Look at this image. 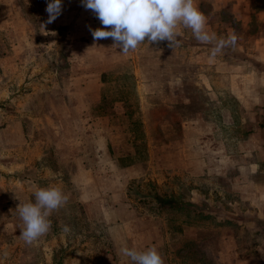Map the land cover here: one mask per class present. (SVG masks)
<instances>
[{"label":"crops","instance_id":"obj_1","mask_svg":"<svg viewBox=\"0 0 264 264\" xmlns=\"http://www.w3.org/2000/svg\"><path fill=\"white\" fill-rule=\"evenodd\" d=\"M47 4L43 3L37 17L44 28L49 27V36H46L49 38L43 40L46 48L26 54L35 64L31 73L49 70L57 77L49 80L51 85L47 88L50 90L41 98L40 104L48 106L46 113L27 116L32 121L47 122L41 128H32L30 136L41 132L44 135L45 126L51 138L45 146L54 145L53 150L59 157L66 156V134L70 136L66 122L93 119V140L88 146L90 156L88 161L84 158L87 166L78 162L67 179L79 197L75 196L73 202L85 201L90 218H93V201L103 195L105 200H125L128 195L121 186L129 179L146 175L149 165L156 181L162 184L167 177L170 183H177L178 175L187 172L198 177L196 181L201 184L218 185L225 168L232 167L239 173L244 168L250 169V174L244 177L245 185L264 189V0H197L199 10L206 17V31L218 39L232 33L238 37L235 45L223 48L215 58L211 57L215 42L198 41L192 30L183 25L178 26V44L173 48L167 40L145 41L124 54L113 45L112 38L94 40L92 30L103 25L81 0H62L61 14L51 24L46 23ZM147 56L152 57L153 62L147 64ZM66 89L75 90L69 93L70 102L76 104L73 112L66 108ZM55 90L56 97L50 95ZM77 105L84 106L86 111ZM130 105L139 106L137 112L131 111ZM151 105L155 106L154 114L147 113V106ZM103 106H106L104 110ZM158 109L163 113L161 116L157 114ZM17 116H14L16 120ZM115 120H120L121 126L118 122L114 125ZM95 121L106 123L104 126ZM129 121L137 126V133L133 134L124 125ZM73 132L76 142L77 129ZM227 135L232 136L229 148L222 140ZM135 136L142 138L138 140L137 150L126 140ZM116 137L122 138L121 146L115 144ZM26 145L25 149L17 142L10 160L5 161L13 173L16 171L21 176V180L14 182V192L31 194L40 187L60 185L62 168L58 165L52 171L45 164L44 150L38 160L41 171L34 175L32 166L37 165L34 159L39 155L34 142ZM126 148L127 153H118ZM128 152L137 153V157H129ZM98 153H108L111 160L99 162ZM227 161L232 164H226ZM94 168L102 171L93 174ZM87 170L90 172L86 173ZM234 175L232 183L242 185V181L235 180L236 173ZM3 183L0 182V187L6 189ZM66 190L63 191L66 193ZM256 191L257 188L246 192L252 196L251 200L264 204V193ZM207 197V194L191 192L184 206L190 208L193 204L189 203H200ZM127 206L118 208L122 216H126L122 233L116 238L118 246L143 251L155 245L159 249L164 242L161 218L158 215L138 217L136 211ZM109 212L112 215L110 209ZM112 223L111 229L116 231V220L106 222L107 227ZM190 228L185 224L178 231L186 235Z\"/></svg>","mask_w":264,"mask_h":264},{"label":"rangeland","instance_id":"obj_2","mask_svg":"<svg viewBox=\"0 0 264 264\" xmlns=\"http://www.w3.org/2000/svg\"><path fill=\"white\" fill-rule=\"evenodd\" d=\"M43 1L49 2V0H0V165L3 166L0 167V174L2 171L3 177L0 182L3 181L2 186L6 188L0 187V264H133L130 258L120 253L116 239L121 235L122 222L126 219L118 208H128L127 205L136 211L138 217L158 215L161 218L164 242L158 250L164 258V264H264V204L251 200L252 196L246 192L247 189L252 192L257 188L256 192L264 193V189H260L261 186L245 185L244 182L247 180L244 177L250 174V169L244 168L239 173V170H233L232 167L225 168L220 179L221 184L218 185L201 184L196 181L198 177H193L187 172L178 175L177 183L173 181L170 183L167 177L166 182L162 184L156 181V175H153L149 165L150 169L146 175L129 179L121 186L128 195L125 200H105L102 198L103 195L100 200L93 201V218L89 217L85 201L73 202L75 196L79 197L72 189L74 185L67 179H70L69 173L73 172L75 164L78 162L87 164L84 158L88 161L90 156L88 146L93 140L91 135L93 119L66 122L70 136L66 134V156L59 157L53 150L54 145L45 146L49 144L48 139L51 140L45 126L44 135L41 132L37 135L35 133L34 137L30 136L32 128H41L47 122L32 121L27 117L46 113L48 106L40 104L41 98L50 90L47 88V85H51L49 80L57 77L56 73L49 70L45 73H31V67L35 64L26 54L28 51L41 52V49L46 48L43 40L47 41L49 38L46 37L49 36V27L44 28L42 21L37 18L42 11ZM145 60L147 64L153 62L149 56ZM68 76L69 73L66 74V78ZM82 83L85 84L86 80H82ZM65 91L66 108L73 112L76 104L70 102L72 97L69 93L75 90ZM61 92L60 89V94ZM50 95L56 97V90ZM130 98L133 99L132 96ZM105 107H102L103 110ZM130 107L131 111L136 112L139 108L137 105ZM154 107L147 106V113L154 114ZM79 109L86 111L84 106H79ZM157 114L161 116L163 113L158 109ZM16 115L18 120L14 117ZM120 120H115L114 125L118 122L121 126ZM55 123L58 125V122ZM95 123L105 126L106 122ZM124 125L130 128L133 134L137 133V126L131 121L125 122ZM12 128L14 130L11 132ZM75 129L78 136L76 142L73 136ZM139 139L137 136L126 138L134 150L138 147ZM101 140L99 139V144H102ZM222 140L227 148L232 146L230 143L232 136H224ZM29 141L34 142L36 153L39 155L34 159L37 165L32 166L34 175L41 171V166L38 165L41 161L38 160L44 150L47 158L45 164H48L51 170L57 169L58 165L62 168L63 178L59 186L63 190L67 189L66 194L69 195L67 203L52 213L50 217L52 225L48 233L31 245L25 243L20 236L23 222L16 209L20 203L34 201V196L33 193L14 192L16 186L14 182L18 178L21 180V176L20 173L18 176L16 171L13 173L9 163L5 162L10 160V154L15 152L17 142L26 149V143ZM115 144L121 146L122 138L116 137ZM118 153H127V148ZM128 154L129 157H137V153ZM98 155L99 162L111 160L108 153ZM151 156L153 157V154ZM225 163L232 164L230 161ZM96 169H93L95 170L93 174L102 171ZM89 172L87 170L86 173ZM235 173L238 177L235 180L242 181V185L232 183ZM187 182L189 184H186ZM194 191L198 194H207L208 199L200 203H189L193 204L192 207L186 208L184 203H188L187 199ZM158 196L164 198L167 206L162 207L158 203ZM170 203L173 204L172 208ZM115 211L118 213H114ZM115 220L118 224L114 229L117 230L113 231L111 227L114 224H110L108 228L106 222L111 223ZM185 224L192 228L183 235L178 230ZM65 225L69 226L71 230L69 233L62 231Z\"/></svg>","mask_w":264,"mask_h":264},{"label":"clouds","instance_id":"obj_3","mask_svg":"<svg viewBox=\"0 0 264 264\" xmlns=\"http://www.w3.org/2000/svg\"><path fill=\"white\" fill-rule=\"evenodd\" d=\"M86 9L92 10L101 21L102 28L92 30L94 40L112 38L114 46L127 54L145 41L155 43L167 40L173 48L178 44V26L192 30L198 41L215 42L211 57L222 53L223 48L235 45V33L227 38H217L206 31V17L199 10L197 0H81ZM47 24L53 23L62 11V0H49ZM34 201L20 203L17 207L23 222L21 238L31 245L46 235L51 228L52 213L63 207L69 195L57 184L38 188ZM69 233V226L62 229ZM120 253L130 258L133 264H164V258L153 245L140 251L135 247L122 246Z\"/></svg>","mask_w":264,"mask_h":264},{"label":"trees","instance_id":"obj_4","mask_svg":"<svg viewBox=\"0 0 264 264\" xmlns=\"http://www.w3.org/2000/svg\"><path fill=\"white\" fill-rule=\"evenodd\" d=\"M157 201H158V203L163 207V206H167V203H166V201L164 200V198H162V197H157Z\"/></svg>","mask_w":264,"mask_h":264}]
</instances>
